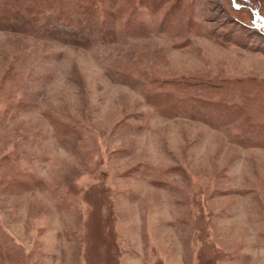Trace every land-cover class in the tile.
<instances>
[{
  "label": "rangeland",
  "instance_id": "rangeland-1",
  "mask_svg": "<svg viewBox=\"0 0 264 264\" xmlns=\"http://www.w3.org/2000/svg\"><path fill=\"white\" fill-rule=\"evenodd\" d=\"M85 2L118 34H70ZM27 4L0 26V264H264V0L0 17Z\"/></svg>",
  "mask_w": 264,
  "mask_h": 264
},
{
  "label": "trees",
  "instance_id": "trees-1",
  "mask_svg": "<svg viewBox=\"0 0 264 264\" xmlns=\"http://www.w3.org/2000/svg\"><path fill=\"white\" fill-rule=\"evenodd\" d=\"M83 5H80L79 7L82 8V11L84 13V21L85 22H80V25L82 27L77 28L79 31L71 32L70 34H75L77 37H79L76 39H81L84 43L90 44L95 39V32L96 31L97 32L103 31L104 25L99 26L103 22L96 18V17H100L99 15L103 10H101L99 7H96L95 5H93L89 2H85ZM24 7L27 8V13H26L28 15L27 18H25L26 16L19 9L15 10V12H12L10 10V13H9V11L6 10L7 8H4L3 11H5L6 14L5 13L1 14L0 19H4V23H0V26L6 27V28H11L13 30H15V29L16 30H19V29L27 30V29H29L30 28L29 25L32 23V21H35L36 15H33L31 13L33 10V7L29 6L28 4ZM19 8H20V6H19ZM116 14H117V11L115 10L111 15L112 19H110V18L107 19V17L104 16L105 19L103 21L108 22V24H107L108 30L104 31V34L107 37L108 36L112 37L113 35L115 36L118 34V32L115 30V27L117 28V26H118L117 22L115 23V19L119 18V13L117 14V17H115ZM57 20H59V19H57ZM49 26L50 25H46V26L43 25L40 27V29H42L43 32L48 31L47 29ZM258 27H259V25H258ZM86 30H88L89 32H87V35L85 36V35H83V32ZM263 30H264V28H263ZM35 32H37V31H35ZM64 32L67 33V31H65V30H64ZM93 32H94V34H93ZM97 39H99V38H97ZM193 99L200 102V103H205V104H209V105H213V106L222 107V109H226L228 106L227 103H225L224 101L221 102V101H216V100L201 99V97H199V98L194 97Z\"/></svg>",
  "mask_w": 264,
  "mask_h": 264
}]
</instances>
